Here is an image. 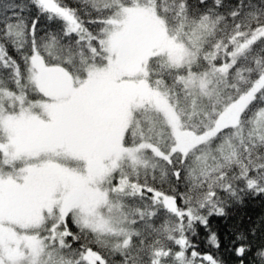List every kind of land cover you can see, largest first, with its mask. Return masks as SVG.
<instances>
[{
  "label": "snow or ice",
  "instance_id": "6c2138e0",
  "mask_svg": "<svg viewBox=\"0 0 264 264\" xmlns=\"http://www.w3.org/2000/svg\"><path fill=\"white\" fill-rule=\"evenodd\" d=\"M0 264H264V0H0Z\"/></svg>",
  "mask_w": 264,
  "mask_h": 264
}]
</instances>
